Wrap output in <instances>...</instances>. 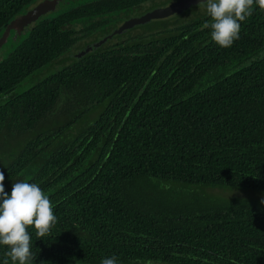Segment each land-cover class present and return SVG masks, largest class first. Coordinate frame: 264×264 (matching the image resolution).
<instances>
[{"label": "trees", "instance_id": "obj_1", "mask_svg": "<svg viewBox=\"0 0 264 264\" xmlns=\"http://www.w3.org/2000/svg\"><path fill=\"white\" fill-rule=\"evenodd\" d=\"M41 1L0 0V38ZM173 1L62 0L10 38L4 187L38 184L57 217L48 237L29 229L34 264H264V10L227 49L195 5L77 57Z\"/></svg>", "mask_w": 264, "mask_h": 264}, {"label": "clouds", "instance_id": "obj_2", "mask_svg": "<svg viewBox=\"0 0 264 264\" xmlns=\"http://www.w3.org/2000/svg\"><path fill=\"white\" fill-rule=\"evenodd\" d=\"M210 23L211 39L223 49L233 46L240 39L241 25L254 11V5L264 10V0H200ZM5 175L0 171V246H7L3 264H34L32 252L34 229L37 240L51 235L57 224L54 205L36 183L19 181L12 184L9 195L4 187ZM100 264H118L113 255L101 260Z\"/></svg>", "mask_w": 264, "mask_h": 264}, {"label": "water", "instance_id": "obj_3", "mask_svg": "<svg viewBox=\"0 0 264 264\" xmlns=\"http://www.w3.org/2000/svg\"><path fill=\"white\" fill-rule=\"evenodd\" d=\"M60 1L62 0H43L40 3H37L26 13L21 14L15 17L13 20H11L0 38V48L7 41V36L10 31H14L15 36H18L19 34H21L22 31L25 30L27 26L36 22L40 17L49 14L50 12H53L57 8V5L59 4ZM199 2L200 0H176L171 2L169 5L165 7L157 8L140 17L128 19L124 21L116 30H114L110 36L99 40L96 45L93 44L87 47L85 51L78 54L77 57H80L85 52L92 50L93 47L99 46L107 38H110L115 34H119L125 30L133 28L134 26L142 25L152 20L164 19L173 16L175 14L176 15L180 14L185 9H188L191 6L198 5Z\"/></svg>", "mask_w": 264, "mask_h": 264}, {"label": "rangeland", "instance_id": "obj_4", "mask_svg": "<svg viewBox=\"0 0 264 264\" xmlns=\"http://www.w3.org/2000/svg\"><path fill=\"white\" fill-rule=\"evenodd\" d=\"M68 6H70V5L69 4L65 5L66 8ZM63 7H64V5H60V6L58 5V7L56 8V10L53 12V14H55L57 11H60L61 8H63ZM12 41H14V40H12ZM12 41L9 40L2 48H0V60H2L6 56V54L11 50L12 45H13V42ZM49 67H45V68L39 70L40 71L39 73H43L44 71L48 70ZM52 67L55 69V68H57V65H53ZM25 81H24L25 83L23 82L24 84L23 83L21 84L22 85L21 88H27V87L30 86V84H28L29 83L28 81H30V79L25 80ZM12 141L13 140H10V144L12 143ZM214 193L215 194H218L217 191H215ZM221 195H226L228 197L229 196H239L240 195V192H232V191H230V192H221Z\"/></svg>", "mask_w": 264, "mask_h": 264}, {"label": "flooded vegetation", "instance_id": "obj_5", "mask_svg": "<svg viewBox=\"0 0 264 264\" xmlns=\"http://www.w3.org/2000/svg\"><path fill=\"white\" fill-rule=\"evenodd\" d=\"M33 7H34V6H33ZM31 25H32V24H31ZM11 32H12V33H11ZM24 32H25V30L22 31L21 34H19L17 37L21 36ZM10 34H13V36H12V37H9V38H8V36H7V41H6L5 43H7V42L10 40V38H11L12 40H14V41L17 40L16 36L14 35V34H15L14 31H10ZM9 36H10V35H9ZM2 47H3V46H2ZM2 47H1V48H2Z\"/></svg>", "mask_w": 264, "mask_h": 264}]
</instances>
